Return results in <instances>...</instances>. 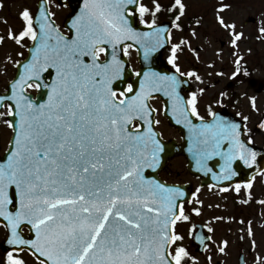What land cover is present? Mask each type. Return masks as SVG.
<instances>
[{"label":"snow or ice","instance_id":"1","mask_svg":"<svg viewBox=\"0 0 264 264\" xmlns=\"http://www.w3.org/2000/svg\"><path fill=\"white\" fill-rule=\"evenodd\" d=\"M135 2L83 0L81 14L73 21L76 34L72 39L60 35L41 12L39 42L32 60L23 65L24 72L10 86L9 99L15 102V110L9 105L7 115L19 120L17 124L7 121L14 138L7 163L0 164V217L11 229L8 243L31 249L37 259L44 258L40 264H181L187 255L183 247L174 255L168 251L171 243L181 239L175 235L174 225L183 217V207L176 204L182 193L143 175L145 167L158 165L163 151L152 129L147 101L153 91L160 90L161 81L171 89L166 94L178 100L179 82L175 76L145 72L140 91L131 98L127 93L133 92L132 85L127 86V93H119L122 99L113 88L122 71L116 45L137 35L125 18L126 6ZM174 5L183 15L182 0H174ZM154 8L159 12L161 5L156 3ZM147 12V7H139L141 16ZM21 15L25 29L11 38L17 43L25 37L37 41L32 15L27 10ZM239 39L236 35L235 40ZM107 44L113 48L111 60L99 63L100 54L106 52L102 45ZM154 47L145 48V58ZM124 51L126 54L127 49ZM172 52L169 63L175 66L176 47ZM82 57H90L91 64ZM49 69L55 70L56 79L50 85L42 84L41 73ZM33 87L50 89L46 103L37 104L24 95ZM187 103L191 115L198 117L195 94ZM175 108L191 125L187 110L178 104ZM212 115L211 124L199 129L191 125L197 137L194 154L201 167L204 159L221 156L223 175L215 178L231 179L236 175L232 162L240 160L251 168L257 163V152L240 139V125ZM133 120L143 122L146 132L141 133L139 127L135 133L130 131ZM223 141L228 142L226 151L220 150ZM12 186L15 192L10 195ZM240 187L236 185L237 192ZM246 187L251 189L252 184ZM17 196L19 209L9 211ZM21 225L31 226L34 240L18 234ZM7 264L24 261L9 252Z\"/></svg>","mask_w":264,"mask_h":264},{"label":"rangeland","instance_id":"2","mask_svg":"<svg viewBox=\"0 0 264 264\" xmlns=\"http://www.w3.org/2000/svg\"><path fill=\"white\" fill-rule=\"evenodd\" d=\"M37 1V0H36ZM52 17L60 29L63 16L67 9L58 6L55 0H48ZM162 4L172 3L174 0H159ZM35 0H0V93L6 89L7 83L13 78L14 65L25 55L24 48L28 44L27 39L17 43L11 37L17 36L22 32L23 23L21 13L25 10L33 12ZM184 4L183 15L176 19V30L170 35V47L164 52L163 58L170 60L173 56L172 49L176 47L175 68H182L183 72L188 69L195 71L192 78V87H195L194 79L199 77L196 86L205 90L206 99L212 100L215 95L225 89L228 82L233 79V75L239 69L247 75L248 79L264 83V35L260 36L258 30L264 29V0H182ZM230 4V5H229ZM149 12L143 16L139 13L138 23L142 25L153 24L155 13V0H141ZM227 6L226 10H215L216 7ZM139 6V7H140ZM247 18L257 20V25L244 27L243 22ZM223 20V24L220 22ZM156 24V23H154ZM234 25V27H229ZM261 27V28H259ZM259 35V38L256 35ZM240 35L239 40L235 36ZM259 39V41H257ZM235 41V42H234ZM222 44V45H221ZM255 51V53H254ZM24 53V54H23ZM131 68L136 71V55L133 51L127 50L126 53ZM187 61V62H185ZM188 65H187V64ZM239 86L238 89L248 87L240 85L239 79L234 81ZM35 88L28 89L31 94L35 93ZM223 92V93H222ZM221 93L224 94V90ZM152 108L157 112L156 129L164 140L177 139L178 133L167 125L166 119L161 116V105L159 102H151ZM259 113L264 115V91L260 96ZM8 108L4 107L0 114V153L2 154L8 144L11 135L9 124L7 123ZM255 123L259 118L252 115ZM257 145L264 147V129L261 135L255 139ZM186 163L183 156L172 157L166 167L172 171L169 182L188 181L192 184L194 198L187 206V213L177 222L175 235L181 239L175 241L170 252L174 255L178 247L189 248L188 257L183 261L191 264H237V235L244 230V226H239L238 219L241 218L240 207L234 206L229 198V194L210 188H199L198 182L186 170ZM260 198L264 201V175L259 182ZM239 208V209H238ZM189 210L195 211V215H190ZM260 210V208H258ZM261 208V216L255 217L252 224L255 225L254 231H258L264 237V214ZM200 223L205 225L211 241L209 248L202 255H197L189 247L191 233L190 226ZM211 229V230H209ZM193 231V230H192ZM5 236V231L0 228V243ZM227 240V247L221 241ZM234 247L235 250L233 249ZM246 245L244 248L246 249ZM6 253H0V264H7ZM24 264H36L33 260L23 253L17 255Z\"/></svg>","mask_w":264,"mask_h":264},{"label":"water","instance_id":"3","mask_svg":"<svg viewBox=\"0 0 264 264\" xmlns=\"http://www.w3.org/2000/svg\"><path fill=\"white\" fill-rule=\"evenodd\" d=\"M57 1L61 5L69 6V8L71 9V13L69 14L66 21L64 22L63 28L64 27L69 28V30H70L69 39H72L75 37V34H76L75 28H73V21H75L76 18L81 14V11H82L83 6H84L83 0H57ZM137 5H138V0H136V2L133 4H128L126 6V9H125V13L127 11H131L134 14V16L128 18L129 19L128 25L132 28L133 32L136 33L137 35L135 38L122 40L121 41L122 45L121 44H118V46L116 45L115 51L117 54V58L120 59V61H122L123 64H125V60L121 59V53L122 52L120 50L122 49L123 46H125L127 44H131L136 49V51L138 53L137 58H138V62L140 64V70H139L140 75L139 76L137 75V77L133 81L130 80V75L127 79H119L118 78V79L113 81V88L116 89V88H118V86H120V88H124L125 85L127 83H129L133 87L132 94L135 95L136 93H138L140 91V85H141V82L144 80V73L145 72H150V73L157 72L159 77L175 76L177 81L179 82L177 87H176V95L178 96V100L175 96L166 94V92H170L171 89L168 87V84L166 82H163V81L160 82V90L159 91H153L151 93V97H160L161 99L172 98L175 100V101H171V102L163 101V106H164L163 107V113H164V116L168 118V122L172 127L179 129V130H182L183 127L180 126V123L177 122V119L175 118L174 114L172 115V113L176 110L175 105H177V104L179 105V107L186 109L185 104L182 100V92L187 89V87H188L187 82L185 79H182L181 77L170 73L167 69V66L164 63H162L161 59H160L161 52L163 51L164 48H167V46H168L167 33L169 31V25L159 26V27H155V28H145V27L135 25ZM41 12L45 13V15L48 18V22L52 24V22L50 21V17L48 14V9H47L46 3L43 1L39 2L37 15H36L35 20H34V25L38 31V39H37V41H34L32 48L30 50V52H32V57H33V54L35 51V46L39 42L40 23L42 22L41 21V15H40ZM157 29L162 30L159 32L158 36L155 35V33L157 32ZM144 33H153L154 35L149 36V37H145L143 35ZM157 39H159V41H160L159 45L156 44ZM154 45H155L154 49L149 51L147 58H145V53H143L145 51V48L146 47L152 48ZM102 46L106 49V52L104 53L105 60L103 62L98 61L99 63H105V62L111 60V53L113 51L112 45H110V44L102 45ZM117 51H120V52L117 53ZM32 57L29 56V58L25 62V64L29 63L32 60ZM82 59L84 60L85 63H88V64H91V62H92L90 57H82ZM22 66L18 67L16 79L12 83H14L16 80H18L20 74L23 73V71H20V68ZM49 73H51V74H49ZM55 79H56L55 70L49 69V72L41 73V81L40 82L42 84L50 85ZM11 84L8 87L7 94L0 96V108L3 106V103L8 102L10 105H12L13 110H15V102L13 100L9 99V97H11V87H10ZM49 91H50L49 88L39 89L38 90V96L39 97L35 103H37V104L46 103L47 94ZM28 97L31 99L30 96H28ZM179 99H181V100H179ZM9 120L12 121L14 124H17L19 117L18 116H15V117L12 116L9 118ZM212 121H214V119ZM209 124H211V123H209ZM130 126H131V124L128 127H130ZM143 127L144 126L140 123L141 133L144 132ZM142 129H143V132H142ZM152 129H153V124H152ZM146 130H147V128H146ZM153 132H155L154 129H153ZM13 138H14V135L11 139L10 146H12ZM160 142H161V140H160ZM162 144L164 146L166 145V148L170 152L165 151L163 158L159 160V163H160L159 170L160 171H163L165 169V164H166L168 159H170L175 154L177 155V154L182 153V151H178L177 153L174 152L172 150V145H170V144H164V143H162ZM9 154H10V149H9V152L6 154L5 158L3 160H0V164L7 163V156ZM263 164H264V152L261 153V156H257V163L255 164V166H252L251 168L247 167V172H252L253 170L258 171V170L263 168ZM245 166H247V165H245ZM195 169H198V171H195ZM206 169H207L206 164L203 167H201L200 165H197L195 167L192 165V163L188 162V170L193 174H197V175L201 176L204 179V181H206V183H208L207 182L208 181V179H207L208 174L206 172ZM209 169L211 171H214L215 166H209ZM257 171H255L252 174H255ZM252 174H250V175L248 174V175L251 176ZM155 176L157 177V175H155ZM14 192H15V187L12 186V188H10V195L14 194ZM177 205H179V204L177 203ZM19 206H20L19 205V198L17 196L15 198L14 204L9 205V211L15 212L16 210L19 209ZM175 211L177 214V208ZM0 224L4 225V227L7 231V236L1 245L2 251H4V252H6V251H21L22 249H25V250H27L33 254V251L31 249H26L25 246L9 244L8 240L11 239V229H10V227L7 226V221L3 217H0ZM22 228L28 229L29 234L27 236L22 235V233H21ZM18 234L24 239H33V240L35 239V231L31 229L30 225H27V226L21 225L20 229H18Z\"/></svg>","mask_w":264,"mask_h":264},{"label":"flooded vegetation","instance_id":"4","mask_svg":"<svg viewBox=\"0 0 264 264\" xmlns=\"http://www.w3.org/2000/svg\"><path fill=\"white\" fill-rule=\"evenodd\" d=\"M68 13V10L66 14ZM65 14V15H66ZM257 25V24H254ZM253 25V26H254ZM246 27L245 25H243ZM261 28V27H259ZM260 34L261 30H258ZM256 35L259 38V35ZM259 41V39H257ZM255 53V51H254ZM244 71H237L236 76L227 83L225 89H221L219 92L224 90V94L217 93L215 98L212 95V100L206 99L205 90H202L196 86L199 82L198 79H194L195 87L192 88V92L186 95L187 101H189L193 94L196 96V109L198 117L194 116L197 120H208L211 118L213 113H223L224 120L236 123L240 125L243 129L244 140L252 146L260 147L256 144L255 139L262 133V125H264V118L258 112V106L260 102V96L264 91V83L254 81V85L250 87H244L238 89L239 86L234 83L236 79H239L240 85H244L243 78ZM194 75L192 76V78ZM223 93V92H222ZM190 110L191 106L189 105ZM252 115L258 116V120L254 122ZM247 118V119H245ZM178 141H180L178 137ZM263 173L258 174L251 180V189L247 188L246 185H241L239 192L236 191V186L225 188L227 190H222L229 194V198L233 205L239 206V212L241 210V218L238 219L239 226H244L245 231H241L237 235V246L239 247V252L237 253V262L240 259L241 264H264V237L256 230L254 231L255 225L252 224L255 217L261 216V208L263 207L264 214V203L260 198L261 191L259 190V182ZM172 177L168 174H161L160 178L169 182V178ZM199 183V181L195 180ZM176 184H187L188 181L174 182ZM213 189V188H210ZM217 190V189H216ZM220 191V190H218ZM260 208V210H258ZM264 218V217H263ZM205 231L207 230L206 227ZM209 233V231H207ZM221 244L225 247L229 246L227 240L221 241ZM247 246L246 249L244 246ZM236 247L233 249L235 250Z\"/></svg>","mask_w":264,"mask_h":264},{"label":"trees","instance_id":"5","mask_svg":"<svg viewBox=\"0 0 264 264\" xmlns=\"http://www.w3.org/2000/svg\"><path fill=\"white\" fill-rule=\"evenodd\" d=\"M165 18H166V15H162V16H161V19H165Z\"/></svg>","mask_w":264,"mask_h":264}]
</instances>
